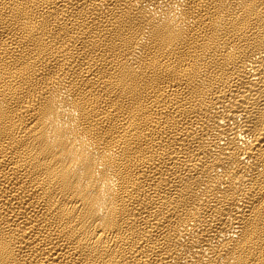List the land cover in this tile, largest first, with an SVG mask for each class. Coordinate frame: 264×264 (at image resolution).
Returning a JSON list of instances; mask_svg holds the SVG:
<instances>
[{"label": "bare ground", "instance_id": "bare-ground-1", "mask_svg": "<svg viewBox=\"0 0 264 264\" xmlns=\"http://www.w3.org/2000/svg\"><path fill=\"white\" fill-rule=\"evenodd\" d=\"M0 264H264V0H0Z\"/></svg>", "mask_w": 264, "mask_h": 264}]
</instances>
